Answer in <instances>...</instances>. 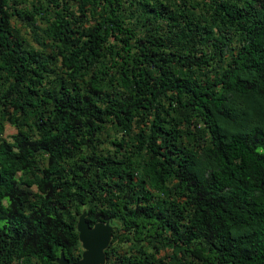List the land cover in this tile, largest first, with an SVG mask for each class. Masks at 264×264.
<instances>
[{
	"label": "trees",
	"instance_id": "obj_1",
	"mask_svg": "<svg viewBox=\"0 0 264 264\" xmlns=\"http://www.w3.org/2000/svg\"><path fill=\"white\" fill-rule=\"evenodd\" d=\"M84 212L105 264H264V0H0V264Z\"/></svg>",
	"mask_w": 264,
	"mask_h": 264
},
{
	"label": "water",
	"instance_id": "obj_2",
	"mask_svg": "<svg viewBox=\"0 0 264 264\" xmlns=\"http://www.w3.org/2000/svg\"><path fill=\"white\" fill-rule=\"evenodd\" d=\"M85 216L86 212L82 213L76 224L78 238L83 248L81 257L70 263L63 252H60L57 258L58 264H105L104 251L111 240L112 226L109 222H97L90 226Z\"/></svg>",
	"mask_w": 264,
	"mask_h": 264
},
{
	"label": "rangeland",
	"instance_id": "obj_3",
	"mask_svg": "<svg viewBox=\"0 0 264 264\" xmlns=\"http://www.w3.org/2000/svg\"><path fill=\"white\" fill-rule=\"evenodd\" d=\"M15 25L20 29V33H21V35L22 36H24L31 44H33L34 45V43H33V39H32V37H31V35H30V33H29V30H28V28L23 24V22H21V21H16L15 22ZM59 63V62H58ZM16 133V128L9 122V121H6L5 122V127H4V132H3V137L5 138V139H7V140H12V138H11V136L13 135V134H15ZM106 144V146H108V143H105ZM31 189L32 190H34L35 189V187H31ZM112 237V236H111ZM81 244V243H80ZM127 245V244H126ZM125 245V247H127ZM82 247V246H81ZM123 250V249H122ZM128 250V249H127ZM169 248H167V249H165V250H161L160 252H159V256H163V257H165V261L167 262V263H171V260H169L168 259V257L166 256V254L167 253H171V251L169 250ZM82 251H83V248H82Z\"/></svg>",
	"mask_w": 264,
	"mask_h": 264
}]
</instances>
